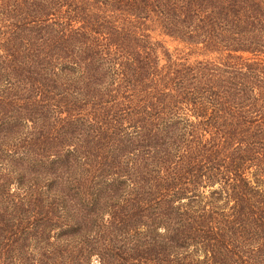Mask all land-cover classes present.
I'll return each instance as SVG.
<instances>
[{
  "label": "trees",
  "instance_id": "obj_1",
  "mask_svg": "<svg viewBox=\"0 0 264 264\" xmlns=\"http://www.w3.org/2000/svg\"><path fill=\"white\" fill-rule=\"evenodd\" d=\"M0 264H264V0H0Z\"/></svg>",
  "mask_w": 264,
  "mask_h": 264
},
{
  "label": "rangeland",
  "instance_id": "obj_2",
  "mask_svg": "<svg viewBox=\"0 0 264 264\" xmlns=\"http://www.w3.org/2000/svg\"><path fill=\"white\" fill-rule=\"evenodd\" d=\"M166 40H167V39H166ZM167 46H168L169 48H173V47L175 46V44H174V43H172V42H171V43H170V42H168V43H167Z\"/></svg>",
  "mask_w": 264,
  "mask_h": 264
}]
</instances>
